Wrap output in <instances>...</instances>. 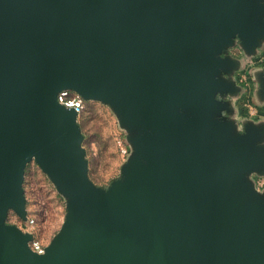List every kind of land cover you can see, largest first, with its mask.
I'll list each match as a JSON object with an SVG mask.
<instances>
[{
    "label": "water",
    "instance_id": "obj_1",
    "mask_svg": "<svg viewBox=\"0 0 264 264\" xmlns=\"http://www.w3.org/2000/svg\"><path fill=\"white\" fill-rule=\"evenodd\" d=\"M264 43V0H0V264H264V119L228 98ZM264 103V68L254 72ZM68 89L108 105L129 153L88 176ZM233 115V116H231ZM34 161L65 200L42 253L22 186Z\"/></svg>",
    "mask_w": 264,
    "mask_h": 264
},
{
    "label": "rangeland",
    "instance_id": "obj_2",
    "mask_svg": "<svg viewBox=\"0 0 264 264\" xmlns=\"http://www.w3.org/2000/svg\"><path fill=\"white\" fill-rule=\"evenodd\" d=\"M228 51L238 52L239 56L228 54L241 59L240 66L233 71L238 78L239 91L236 96L228 98L233 104V115L241 129L240 121L243 119H264V103L257 101L254 75L256 69L264 68V60L258 61L256 58L260 52L264 53V43L256 54L249 57L245 56L238 45L228 48ZM251 107L253 113H250ZM77 121L83 134L82 145L88 161V176L96 185L106 186L119 175L120 166L127 157L121 155L117 145V139L123 138L129 148L125 131L119 127L111 108L94 100H86ZM251 177L254 182L263 177L261 181L264 183V175L252 174ZM22 186L26 199V216L33 219L34 223L30 226L26 219H20L12 211L8 213L7 222L16 224L23 231L30 230L45 247L63 222L65 200L34 161L25 167ZM258 189L262 190L264 187Z\"/></svg>",
    "mask_w": 264,
    "mask_h": 264
},
{
    "label": "built area",
    "instance_id": "obj_3",
    "mask_svg": "<svg viewBox=\"0 0 264 264\" xmlns=\"http://www.w3.org/2000/svg\"><path fill=\"white\" fill-rule=\"evenodd\" d=\"M258 61H263L264 60V53L260 52V54L256 57ZM57 101L66 106V107H71L73 108V110L75 111L77 117L81 115V113L84 110V106H85V101L84 99L76 92L72 91V90H68V89H63L60 90L57 93ZM250 113H253V108L251 107V111ZM117 145L119 147L120 153L123 156H127L129 153V148L128 146L125 144L123 138H118L117 139ZM262 178L260 179H256L255 180V187L258 188H263L264 187V183L261 181ZM26 222L32 226V224L34 223V220L29 218L28 216H26ZM30 230H28L29 232ZM29 247L37 252V253H42L44 251V245L38 240L36 239L34 236L33 238L28 242Z\"/></svg>",
    "mask_w": 264,
    "mask_h": 264
},
{
    "label": "flooded vegetation",
    "instance_id": "obj_4",
    "mask_svg": "<svg viewBox=\"0 0 264 264\" xmlns=\"http://www.w3.org/2000/svg\"><path fill=\"white\" fill-rule=\"evenodd\" d=\"M238 51V50H237ZM230 54H233V56H239L238 54V52H230V51H228ZM233 80L235 81V83L237 84L238 83V78H236V75H235V72H234V74H233Z\"/></svg>",
    "mask_w": 264,
    "mask_h": 264
},
{
    "label": "trees",
    "instance_id": "obj_5",
    "mask_svg": "<svg viewBox=\"0 0 264 264\" xmlns=\"http://www.w3.org/2000/svg\"><path fill=\"white\" fill-rule=\"evenodd\" d=\"M86 103V102H85Z\"/></svg>",
    "mask_w": 264,
    "mask_h": 264
}]
</instances>
